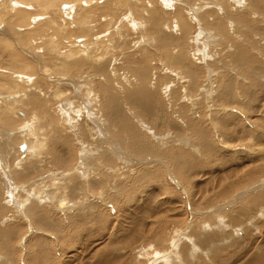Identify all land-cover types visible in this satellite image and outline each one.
Returning <instances> with one entry per match:
<instances>
[{"label":"bare ground","instance_id":"obj_1","mask_svg":"<svg viewBox=\"0 0 264 264\" xmlns=\"http://www.w3.org/2000/svg\"><path fill=\"white\" fill-rule=\"evenodd\" d=\"M149 1L150 0H141L142 3L139 4V3L132 1V0H0V27L7 26L8 28H10L9 31L12 30L14 32V35L16 36L15 38L18 41V43H20V45H22L24 48L32 46L33 48H36L37 51L39 50V48H38L39 45L41 46L40 48L44 47L43 49L45 50L44 51L45 56H46L47 51H49V53L51 52L52 56L49 54V56H51V57H49L48 55L46 57L52 58L49 60L51 63L54 64V68H58L59 66H61L63 68L68 69V67L72 66V67H77L78 68L77 70H80L79 67H87V69L88 68L91 69V70L90 69H88V70L92 71L91 72V73H93L92 75H95V77L98 76V78L101 77L102 81L100 83L98 82L99 81L98 79H95V80H98L96 83L97 84L99 83V84L96 85V87L95 86L92 87V89L94 88V90L92 91V94H96L101 99L100 100L101 102L100 101L99 102L102 103V105H101L102 110L103 109H104L103 111L106 110L105 119H104L106 121H104V122L103 121H101V122L96 121V123L100 124V125L103 124L104 127H102V125H101V127H99V130H100V132L102 131L103 136L107 137V135H108L109 139H111V138L113 140L117 139L119 132H124L125 134H123L122 137L121 136L119 137V143L113 141L114 146L117 148V150L115 149L114 146L112 147V149H114V151H117L118 155L120 157H118V156L112 157V153H114V151H110L106 147L102 146L101 142H103V140H100L97 142L95 141V144H97L98 147L101 146L102 149L105 148V150H106V151H101L99 149V151H101V152L96 157L98 158V160H101L102 162H104V167H105V164H108L109 166H111V165L114 166V171H117V173L114 174V176H119L120 174H122V176H124L123 175L124 171H126V175L129 176V175H132L134 173V170H136L134 173L136 175H133V176H135L133 178L134 180H136L135 183L133 182L134 180L132 179L131 176H130V178L132 179V181L127 176L128 180H130L129 182L127 179L125 181L122 179L124 182L120 183L118 181L120 185H118V184L116 185V192H117L116 194L117 195L120 194L121 196H123V198H121V197L118 198V196L116 195V196L106 197L108 199L104 200L107 202L110 201L111 204L117 203V201L120 203H123V204L124 203L125 204L126 203H132L129 207V210L126 208L120 210V220L125 222L123 224V226H122V224L120 226L115 225V224L112 225V222L108 221V217L110 216L109 214L111 212H109V210L103 211L106 209V207L103 203H101V202H104L102 200L103 193H101L102 192L101 188L97 189V193L95 192L96 198L95 199L93 198L94 201L91 202L89 200L87 202H83L82 206L80 204V206H81L80 208H78L76 206L70 207V204L72 203V199H71L70 204H68L69 198L64 193V189H59V190H61V192L58 191L56 193H51L52 197H54L58 193V195L56 196V198H57L56 199V206H53L51 204L49 206L47 204L40 206L42 204V201H44V197L46 199H48V196L50 194L49 190L53 191V190H55L56 187L59 188V183H60L59 180L53 181V182H51V186H53V187L52 188L49 187L50 189L46 188L48 185L47 186L45 185L46 186L45 187L44 186L45 183L42 184L41 181L43 180L42 178L48 179L49 173L45 174L43 177L42 176L40 177V174H42L45 170H47V168H49V165H51V166H54V164H61L62 165L69 160L70 156L67 152V148L70 146V144H72L71 140L73 137H75L78 141V135L77 134H79V133H77L76 130L71 131L70 130L71 128L67 129V125L64 126L69 121L68 117L72 114L69 112V110L66 112V110L64 108H62V110H61L62 115H59L58 114L59 112H57L56 109L54 108V104L49 106L50 101H47L48 97L46 96L47 94H45L47 91L46 90L47 88H45L42 85V83H43L42 80H43V77L46 75L51 76L49 73V68L51 66L43 65V62L39 61L40 59L37 60V62H35V61L29 60V59L25 58L23 55H21V53L19 52V48L20 49H23V48L20 45H18V47H17V44H15V42L13 41V39L15 40V38L12 37L13 39H10L8 37H0V127H2L3 132H4V129L5 130L8 129V131L9 130H17V133H19L18 135H24L25 136L26 134H32V133L34 134V136H33L34 145L33 146H31V144L29 145V143H28L29 139L27 142V141H23L24 139L21 138L23 136H21L20 138L16 135L14 136V138L18 137L20 140L22 139V141H23L22 144L24 146L22 145V154H20V155H21V159H24L25 164H23V165L24 166L26 165L25 168L22 169V171H19L18 169H17V171H15V179L18 180L19 182H22V184H23V182L28 181V180H29V182H31V178H33V177H34V181H33L32 185L29 183L30 186H28L27 189H24V187L22 188L21 186H16V188L21 187V188L17 189L18 192L16 193L17 195H16V198L14 199V202H15L14 206L17 207L18 209L17 208L15 209V207H14L13 213H11L10 215L8 214L9 216L7 215L9 218H6V219L4 218L5 222L2 224L0 223V264H13V262L18 261V260H19L18 264H28V262H27V256H28L27 246H30L33 249V252L31 254H29V262L31 264H49L50 262L55 261V256H54L51 249L50 250L47 249L48 242L46 239V235L48 232L61 234L62 236H57V237L55 236V239L57 241L67 242L70 240V242L72 241V243H73V241H76V242L80 243V245L83 246L86 250H89V246L91 245V242L94 240L96 242H98L100 240L102 241L104 236H105V230L110 231L112 227H113L112 229H114V227H115L118 230L115 232V234H112L110 232L107 234V237L110 240V243L104 242V246H102L103 244L100 243V244H97V246H99V247H97V249H95V250L92 249L93 252L91 253L92 255H90V258L92 256V258L95 260L93 264H100L101 262H104L103 264H154V260L152 259V256L155 255L156 252L162 253V255L160 256L161 262H157L158 264H174L175 259H174V257H171V256H173V255L176 256V254L178 252L176 253L175 250L172 249V251H174V253H173V255H171V253H170L171 256L169 258L168 255L165 253L167 251L168 247H164V246L162 247L163 237L161 240H156V241L154 240V232H155V229H157V226H155V223H154V225L151 224L150 226L146 225V224H148L146 222V220L150 219L152 217V215H155V217H156L157 213H158L157 211H159V209L162 208V204H160L158 202L156 203V200L153 199V194H155L154 189L157 188L160 190L163 188V186L160 184V182L163 183V181L161 179V176H158L157 173L152 174L154 170L150 171V169H149L150 167L147 166V165H149L148 163H150L151 159L149 160V162H145L146 164L143 163V164H145V166L137 163L139 168L137 167V169H135L136 165L134 166L132 164V162H133L132 159H134V158L136 160L138 158H140V159L143 158L144 160H146L149 158H157V157H161L163 159H166L168 164L170 165L169 169L171 168L173 174L178 179H180L181 181L182 180L184 181L183 184L185 186H188L189 188H191L189 190L190 192L192 189L197 188V187H195L194 179H196L195 177L199 174V171L202 169V166L204 165V160H201V159L198 160L197 158H195L196 156L194 157L191 154H189L190 153L189 150L193 147H198L197 149L199 150V153L203 156L204 159L208 160V162H212V164H213V162H217V165L215 164L214 167H212L213 169H209L210 171L207 173L209 179H211V181H212L211 183L214 184V182H215V186L213 188L210 187V185H209L210 181L209 182L207 181V184L209 186L208 189L205 188L203 190L202 187L201 188L198 187L197 190L194 189V190H196V192L192 193V194H194L193 197H195V195L197 196L198 194H200V196H197V197H199V199L196 198V200L193 202V208H197V209L198 208H200V209L209 208L214 204L213 202L216 201L215 199L218 196H223L222 199L228 198L229 195L234 190L239 189L243 186L253 185V184L258 182L259 178L264 177V148L261 151L259 150L260 152H258V154H257L258 156L254 158L255 160H253V159L249 160L248 159L249 162H251V164L243 165V166L241 165L242 163H238V165H236V164L233 165V163L236 160H232L230 158H227L223 154H221V150L219 149V146H221V145L226 146V143L229 144L228 138L233 140V142H236L235 140H237L240 136V133H239V135H237L232 131V129H233L232 127H231L232 129L229 128L230 131L227 130L228 128L227 129L225 128L226 124L229 121H231V118H232L231 114L228 116L230 119L227 117L219 119V123L221 122L223 124V126H221L222 128L217 127V126H215V127H217L218 129L221 128L223 131L221 130L222 131L221 132L220 130H218V132L220 131L221 133L219 132L220 134H218V136L216 138H214L210 132L211 127L213 125L211 127L209 126V124L205 125L206 121H204V119L202 117H199V118H201L200 120L194 119L195 121L192 120V117H191V119L187 118L188 120L185 121L186 122V124L184 126L185 129H183V130H184V132H187L186 134L189 133L190 136H188V137L190 138L189 139L190 143L188 142V144L185 147H183V150H181L182 147L180 148V150L171 148V146H170V148H167L169 146V143H167L166 147L163 148L164 150L160 149V147H158V142L162 143L163 140L162 139H159V140L154 139L155 138V136H153L154 134L151 133L152 135H150L149 132H146V130H148V128L160 129V128L166 127V129H167L168 125H170V127H172V128H170V127H168V128H169V130L173 129L174 134H175V131L177 133L183 132V131H181V128H180L181 125L180 126L172 125L173 123H170L172 120L168 121V119H166L167 116H168V118L170 116L168 113L171 112V115H172V111L170 109L172 106L169 108L168 104L166 103V101L164 99V95H162V92L158 90L155 93H151V91H154V89L151 91H148L150 86H151L150 81H152L154 79V78H151V76L149 78L147 77L148 71L147 70H138L139 64L135 63L136 61L133 58H129V60H126L127 57L126 58L124 57L126 60L125 63L127 61L130 62V66H131L130 68L132 70H121L119 68L118 62L116 61V59L118 57V55L116 57V54L122 50L121 48H123V45L125 44V42H124L125 41L124 40L125 34L122 33V29L124 27L123 21H126V22L134 21L133 18L131 17L132 14L134 16H136V20L139 19L141 16H143L142 18L148 22H155V21L160 20V18H162V19L169 18V17L165 16L160 11L162 9V7L158 6L157 0H152L153 3H149ZM175 1H177V0H175ZM183 1H185V0H183ZM183 1L179 0V2H182V3H183ZM187 1H189V0H186V2ZM192 1H196V0H192ZM192 1H190L191 4H194L195 2L192 3ZM219 1L221 2L222 0H219ZM197 2H199V0ZM204 2H206V1H204ZM222 3H223L222 4L223 7H228L225 0L222 1ZM239 3H241V0ZM149 4L152 5L153 8L148 6ZM184 4H185V2H184ZM206 4H205V6L209 5V4L208 5H206ZM176 5H177V3H176ZM178 5H179V3H178ZM187 5L189 6V8H191L189 5V2ZM215 5H217V4H215ZM245 5H249L251 10L255 9V11H256V9H258V8L260 9V7H261V9H262V7L264 8V0H249V4H244V6ZM183 7H184V5H183ZM232 7H234V6H232ZM243 7H242V9H243ZM145 9H147V11H144ZM173 9H175V8H173ZM199 9H198V11H199ZM186 11L187 10H185V8L183 9L180 5V7L176 9V13H175V15L178 18H174V19H176L178 21L177 23H179L180 26H184L185 28L187 27L186 29H188V27L190 25H188L189 22H187L188 17L185 14ZM216 11L217 10L210 11L208 13V15H207V12H208L207 11L206 16H204L205 18H203V16L202 17L200 16L201 18H203V20L202 21L200 20V22L202 23V25L204 24L207 26H211L213 28H217L219 33H220V36L223 37V39L225 41L229 40V42H232L230 40V35L233 34V32L231 34H229L228 29L223 26L224 20L222 19V16L220 14H218ZM202 12H203V10H202ZM239 12L241 13V11H239ZM243 12H242V14H243ZM248 12H249V10H248ZM248 12H245L243 15H239V16H236V15L228 12V17L230 19L229 21H235V23H236V21L242 22V25L240 27L245 26V30L242 31L240 27L236 28L239 35H242V38H240V40L237 43H236V41L232 42V46H231L232 50H231V54H230L231 56L229 55L230 56L229 57L227 55L228 56L227 61L232 63V64H235L234 66L240 65L241 66L240 67L241 72H245V74L246 73L248 74V72L253 71V72L257 73V76H258V74H264V69L256 66L257 61L255 58H253L251 56L250 47L259 49L258 42H254V41H252V39L258 40L259 42H260V40H264V25H262V19L260 18V16H259V19H257V20L255 19V20L251 21L248 17ZM262 12H264L263 9H262ZM188 13H190V12L188 11L187 14ZM249 13H251V12H249ZM201 14H203V13H201ZM127 15H129V16H127ZM194 15H195V13H194ZM250 15L252 16V13ZM196 16L197 15H195V17ZM208 16H214L215 20L212 18L214 20L213 21L214 23L212 21L208 20ZM200 17L197 16V18H200ZM253 17H254V15H253ZM174 23H175V21H174ZM232 23H234V22H232ZM137 24H138V22H137ZM147 24H149V23H147ZM230 24L231 23H229V25ZM132 25H134V24H132ZM233 25H235V24H233ZM233 25H232V27H233ZM190 27H192V25ZM8 28L5 30H3L4 28L3 29L1 28V29L4 33V31H6V30H7L6 32H9ZM205 28H207V27H205ZM24 30H28V32H26V31L24 32ZM234 30H232V31H234ZM187 31L190 32L189 30H187ZM164 32H165V29H164ZM178 32H177V34H178ZM10 33H12V32H10ZM155 33H156L155 35H157V37H158L157 39H159L158 41L161 42L163 47H164L166 42H167V45L173 44V41L170 39L167 40V38L164 35H163L164 37H161V32L159 31L158 27L156 28ZM170 33H172V32H170ZM254 34H256V35H254ZM252 35L258 36V38L255 39ZM118 36L122 37L121 42L115 41ZM167 37H169V36H167ZM231 38H232V36H231ZM150 39H147V40H150ZM23 40H26V43L30 46H27V44L25 45ZM141 40H143V39H141ZM222 41L223 40L221 39L220 42H222ZM248 44L250 47L248 46ZM260 44H261L260 48L264 49V42H262ZM203 45H204V43H203ZM198 48H200V47H198ZM119 49H121V50H119ZM178 50L179 51L176 54H177V56L179 54L178 61L181 64V76L185 77L186 75H188L191 79H194V80H192L193 82H198L199 81L198 78H200V76H201V75L197 74L198 68H196L197 70L195 69V67L198 65V61H193L195 63V67L191 68V66H192L191 63L189 64L187 62V64H186L187 57L184 54L183 55L185 57H183V55H182L183 52H181L182 49L178 48ZM199 50H201V48ZM204 50L206 51V49H204ZM44 52H43V55H44ZM109 52L110 53L112 52L114 54V58H109V56H108L109 59L107 57L105 59V56H107ZM191 52H193V51H191ZM256 52H258V51H256ZM124 53L125 52L123 50L120 52V54H122V57H123V55H125ZM215 53H217V52H215ZM229 53H227V54H229ZM135 54H136V51H134L130 55V57H134ZM263 54H264V51H263ZM38 55H39V53H38ZM41 55H42V53H41ZM171 55L173 56V59L168 62L169 65L171 64V62H173L175 60L174 55L173 54H171ZM45 56H43V57H45ZM111 56L113 57V55H111ZM199 56H200V54H199ZM194 58L199 59V57H197V56ZM224 59H226V58H224ZM46 60L49 62L48 59H46ZM51 63H50V65H51ZM206 63H207L206 67H209V65H212L209 63H213V62L209 61V63L208 62H206ZM215 63H217V62H215ZM215 63H213L212 67H215ZM116 64H118V66ZM120 64H122V63L120 62ZM161 64H163V63H161ZM109 65H111V68H110L111 70L109 69V67H110ZM218 65H219V63H218ZM209 68H210V70L212 69L211 67H209ZM70 70H73V68ZM165 70H168V69H165ZM201 70H202V68H201ZM215 70H217V66H216ZM215 70H212V71L215 72ZM39 71L44 76H40ZM85 71H83V72H85ZM74 73H75V71H74ZM91 73H89L88 75H90ZM156 73L157 72L155 71V74ZM229 73L225 74V72H224V74H222V75L219 74V72H218L219 75L217 74V72L212 73L213 75L215 74L216 77L218 78V79L216 78L217 79L216 81H213L211 79L213 81V86H214V83L216 82L215 89L217 90L216 94L212 93V96H213V94L215 95V98L212 97V98H214L213 101L216 103H219L220 105H224V106H234L235 104L237 105L238 102L234 97H235V91H236L235 89L238 88L237 92L240 93L241 95H243V97L246 100L245 102L240 103L241 107H244L247 109L252 107L251 101L254 100V92L252 90L248 89L250 87L248 85V83L250 85H253V84L257 83V80L253 79L252 76L250 77L248 75V77H247V75L245 76L241 73L243 76H245V79L250 78V80H249V82H247V84L241 83L240 85H238V87L237 86L235 87V85H236L235 81H234L235 79H234V77H232V75H229ZM128 74L130 75L129 78L126 77ZM173 74H175V73H173ZM249 74H251V73H249ZM92 75H91V77H94ZM174 76L177 77V75H174ZM197 76H199V77L197 78ZM91 77H90V80L93 79V78L91 79ZM51 78H52V76H51ZM166 78H167V76H166ZM184 80L185 79H183V81ZM39 81H42V82H39ZM88 81H89V79H88ZM192 81L190 82V80H189V83H192ZM166 82H168V81L163 80L162 78H159V80H158V84L159 85L163 84L162 86H165ZM201 82L202 81H200V83ZM169 83H171V82H169ZM202 83H204V82H202ZM83 84H84V82H83ZM120 84L123 85V88H124L123 91L119 87ZM172 84H174V83H172ZM197 84L199 85V82ZM86 85H89V84H86ZM139 85H142L143 87H139V89H138ZM152 85H153V83H152ZM206 85L209 86V84H206ZM243 85H246V86H243ZM155 86H154V88H155ZM168 86H169V84H168ZM168 86H167L166 90L169 89ZM177 86H179V84H177ZM190 86H191V84H190ZM208 86H207V88H208ZM211 86H212V84H211ZM151 87H153V86H151ZM180 87H179V89L184 88V86H183V88H180ZM194 87H196V85ZM204 87L206 90L207 89L206 86H204ZM177 88L178 87H176V89ZM87 89H88V87H87ZM90 89L91 88H89V90ZM173 89L174 88H172V90H169V91L172 92ZM187 89H189V87ZM187 89L185 88V90H187ZM215 89H214V91H215ZM209 90L205 91V92L207 93V92H209ZM67 91L68 90H61L60 88H54L52 90V94H51L53 97L52 96L51 97L54 99V101H57V103H58V100H60V99L62 100V98H65L66 96L70 95V92H67ZM81 91H83V90H81ZM169 91H166V92H169ZM149 92L151 94H149ZM174 92H176V91H174ZM66 93H68V94H66ZM180 93H181V91H180ZM184 93H186V95H188L187 91L186 92L184 91ZM192 93H194V95L197 94V92H194V90ZM86 94H88L87 96L90 97L88 90H86ZM163 94H165V93H163ZM170 94L173 96L172 93H170ZM78 95H80V94H78ZM169 95H166V97ZM194 95H193V97H194ZM206 96H208V95H206ZM92 97H93V95H92ZM187 97H189V95ZM195 97H196V95H195ZM200 97H202V96H200ZM52 98L49 97L48 99H52ZM169 98H171V97L169 96ZM180 98H176V100L180 99ZM72 100H75V99H72ZM174 100H175V98H174ZM194 101H196V100H194ZM195 103H197V104H194V103H192V104L199 105L198 102H195ZM199 103H200V100H199ZM180 105L179 106L176 105V107L177 106L179 107V108H177V109H179V111L181 108ZM185 105H186V102L183 106H185ZM188 105H190V104H188ZM224 106H223V108H224ZM187 107H189V106H187ZM76 108H78V107H76ZM189 108H191V107H189ZM217 108H219V107H217ZM129 109H131L132 112H129ZM192 109H193V107H192ZM192 109L190 111L192 114H194L193 112L196 111V107H195V111ZM200 109L201 108H199V110ZM34 110L36 112H38V115H37L38 117L36 120H35V117L32 115ZM183 110L185 111L186 108L185 109L182 108V111ZM179 111H178V113H179ZM188 111L189 110L187 109V113H188ZM22 112H24V113H22ZM174 112L176 113V111H174ZM200 112H201V110H200ZM200 112H199V114H200ZM19 113L23 114L22 118H18ZM69 113H70V115H69ZM179 114L186 115L185 112L179 113ZM201 114H202V112H201ZM58 115L61 117H59ZM72 116L73 115L70 116L71 119H72ZM74 116H73V118L75 119ZM172 116H171V118L173 119L174 116L173 117ZM187 116H188V114H187ZM200 116H202V115H200ZM212 117H213V114H212ZM214 117H215V115H214ZM214 117H213V119L215 121V118H217V116L215 118ZM84 118H85V116H84ZM255 118H256V121L253 119L254 121H252V125L254 128V133H256V135L258 137L257 138L258 139L257 144L260 145L259 147H261V145L264 147V111L260 112L258 110L256 115H255ZM29 119H31V120H29ZM76 119H78V118L76 117ZM87 120H89V119H87ZM133 120H135V122H133ZM182 120L184 121L185 119L182 117ZM205 120H207V118H205ZM36 121H37V123L33 124V122H36ZM86 121L81 124V120H80V123H78V125L79 124H81V125L79 127L76 126L79 128V132H80L81 136L85 139V141L87 139L95 136V129L91 126L92 125L91 123H88ZM24 123H26V125H24L23 127H19V126H21L20 124H24ZM176 123H178V122H175L174 124H176ZM178 124H180V123H178ZM243 124L245 125L244 131H246L247 125L245 122H243ZM108 127H113L112 128L113 132L110 133L109 130L107 129ZM223 128H225L226 131H224ZM161 130H163V129H161ZM8 131L4 133V135L6 133H7L6 135H9L8 137L5 135L6 138H9L11 135V134H8ZM107 131L111 136L107 133ZM30 132H32V133H30ZM184 132H183V134H184ZM10 133H12V131H10ZM13 134H14V132H13ZM44 135H45V137L43 138ZM178 136L181 137L180 134ZM179 137L176 136V138H179ZM182 137H183V135H182ZM224 137H226L228 142H226ZM172 139H174V138H172ZM18 140H16V141H18ZM253 140H254V138H253ZM165 142H167V141H165ZM78 143H79V145H83V144H80V142H78ZM173 143H174V141H173ZM190 144H191V146H190ZM88 145H89V143H88ZM178 145H180V144H178ZM120 146L122 148H120ZM94 147H95V145L93 144L92 150L94 149ZM123 148H125L127 150L125 153L120 152L121 150H123ZM51 149H53V152L50 151ZM86 149L84 148L83 151L80 150L81 155H79V153L77 152V154L79 156H78L77 161H76L77 162L76 166L81 167L84 170L82 172L87 171L86 167L89 164L92 165V158L91 157H93V158L95 157V155H93V152L91 153V151L88 150V149H91L90 146H88ZM73 151H75V150H73ZM195 151H196V149H195ZM107 152H109V154ZM31 153H33L32 155H35V156L32 158L29 157L28 161H27L26 159L29 156V154H31ZM70 155H71V153H70ZM125 156H127V157H125ZM96 159H94V160H96ZM69 161H71V159ZM231 162H233V163H231ZM69 163H71V162H69ZM23 165L21 167H23ZM139 165H141V166H139ZM4 166L6 168L7 164H4ZM70 166H72V165H70ZM124 167H125V170H124ZM68 169H66V170H68ZM77 169H78V167H77ZM98 169H100V168H98ZM109 170H110L109 175H110L111 179L119 180L120 176L118 177V179H116L111 174L112 173L111 168ZM171 170H170V172H171ZM72 171H73V168H72ZM78 171H79V169H78ZM67 172L69 173L70 171L68 170ZM67 172H64V173L58 172V173L53 174V175H57V174L59 175L60 174L59 176H61L63 178V180H67V179L80 180L81 176L79 177V175L71 173V172L69 174H67ZM102 173L105 174L106 170H103ZM213 173H215V174L212 175ZM88 174L89 173L86 172V175L84 174L83 177H86L85 180L88 179L87 181H88L90 187H92L94 185V183H96V178H91L93 175L88 176ZM101 174L100 175L98 174V176L101 177ZM103 174H102V177L105 178L107 173L105 176H103ZM207 174H206V176H207ZM50 176H52V175L50 174ZM53 177H51V178H53ZM61 177H60V179H61ZM95 177H96V175H95ZM8 179H9V177H8ZM39 179H41L40 182H39ZM82 179H84V178H82ZM20 180H23V181H20ZM48 180H50V179H48ZM6 181H7L6 176L4 174L0 173V187L3 186V184L5 185ZM240 182H242V183H240ZM82 183H86V181L82 182ZM128 183L129 184L134 183V184L140 185L138 190H142V193L144 194V198H145V200L143 201L144 204H141L139 206V203H137L138 200H136V203H133L134 202L133 199H135V198H131V196H125V194L129 191L127 188L129 185ZM22 184H20V185H22ZM110 184H113L112 181L110 182ZM222 184H223V186H222ZM83 185L81 186V188L80 187H77V188L75 187V188L77 190H83L84 189ZM125 185L127 187H125ZM131 186L134 187V185H131ZM62 187H64V186L62 185ZM263 187H264V185H263ZM112 188H113V186H112ZM4 189H5V187H4ZM20 189L21 190L23 189L25 192L24 191L21 192ZM249 189H248V191H250ZM146 190H147V192H146ZM12 191H15V190H12ZM26 191H30V193H32V194L34 193V194L33 195L28 194ZM7 192H8V190H7ZM87 193H88V190H86L84 192L83 197L85 195H87ZM113 193H115V192H113ZM9 195H11V194H9ZM243 195H245V193H243ZM3 197L1 198V200H4ZM239 197H241V195H239ZM86 198L87 197H84V199H86ZM116 198H117V201H116ZM81 199L84 200L80 196H75L73 201L75 200L74 202L77 201V203L78 202L80 203ZM235 200H238V199H235ZM235 200H233V201H235ZM6 201H8V200H6ZM241 201H243V200H241ZM0 203H1V201H0ZM4 203L2 202L0 204V209L5 210L6 204H4ZM77 203H75V204H77ZM237 203H240V201H238ZM241 204H242V202H241ZM243 204H244V202H243ZM101 205H104L105 209L102 208ZM228 207H226V208H228ZM262 208L264 210V190L259 192L257 195L251 194V197L247 198L244 205H240L237 208H235L234 210L230 211L228 214H225V213L224 214L227 215V218L230 217L232 220L238 221L240 219V217L241 218L242 217H251V215L255 214L256 211H258ZM222 209H225V208H222ZM164 211H166V212L168 211L171 213L170 208H167ZM2 212L0 211V213H2ZM138 213H140V215H138ZM170 213H167L166 215H169ZM3 214H4V212H3ZM23 214H24V216L25 215L27 216V218L26 217L25 218L34 227V228L32 227L34 230H32L31 227L30 228L28 227V229L25 231H28L31 229L32 231H34V233L31 232L32 235L30 234L31 235L30 239L28 238V236H29V234H28L27 239H29V240L24 241L23 245H19V244L16 245L19 234L17 236L11 227L16 226L17 223L20 222L19 219L24 220ZM261 215H263V214H261ZM170 216H172V215H170ZM214 216H215V214H214ZM237 217H239V218H237ZM1 218L2 217H0V220H1ZM251 218H253V217H251ZM261 218H262V216H261ZM7 219H8V221H7ZM202 219H204V217ZM205 219H207V217ZM214 219H215V217H214ZM22 220H21V222H22ZM25 220H24V222H25ZM201 220H199V221H201ZM254 220H255V218H254ZM214 221H213V219H207L204 222H201V224H198L196 221L195 224H198V225H195L193 223L189 227L190 230L188 228H186L184 230L185 236H183V237L186 238L187 241L185 243H183L177 250L180 251L179 253L182 252V255L184 257L189 258L188 261L186 260L187 258H185V260L188 262L187 264H207L208 262L207 263L205 262V260L203 259V255L205 253H208L210 251V249H213L211 251V255H210V259L212 262L217 263V264H228V263H225L223 261L224 258L221 257L222 256L221 252H219V250H217L215 243L223 240L224 238L228 240L231 237L232 232L237 233L236 235L238 236L240 233V229H238V230L236 229L235 231H232L229 229L230 231H228V233L224 232L225 234H222L223 231L219 230V228L222 226H226V225H221V224H224V222L220 224V222H222V221H220L218 223L220 225L217 227V226H215V224H213ZM234 221H231V222H234ZM29 222L27 224H29ZM170 222H169V224H171ZM239 222L240 221H238V223ZM24 224H26V222ZM77 224H78V226H77ZM229 224L227 226H229ZM242 224H244V223H242ZM262 224H263L262 221H260L257 224V226H254V228H252V230L257 232V230L261 228ZM21 225H23V224H21ZM130 225L134 228L133 230L131 229L132 227H128ZM216 225H217V222H216ZM26 226H23V227L27 228ZM183 226L184 225L179 226L180 228H177L178 231H180ZM234 226H235V224H234ZM248 226L250 227L249 224H248ZM80 227H81V233L77 234L75 237L69 238L70 232H71V234H73L72 232H74V230L76 228H80ZM251 227H252V225H251ZM247 228H245V230L243 228H241V229L243 231H246ZM17 231H19V229ZM20 231H22V230H20ZM30 231H28V232L30 233ZM217 233H220V235ZM248 234H250V233H248ZM24 236H26V234ZM255 236H257V235H255ZM165 237H164L165 240L168 239L167 233H165ZM259 237L256 238L259 241L253 242L250 246H248L246 248V250H243V252H242V249H239L241 247L240 243H237V245L233 249L227 248L225 250L227 252V254L235 253L234 258L231 261V264H264V233L261 235L260 238ZM24 240H25V237H24ZM33 240H35V241H33ZM79 240H80V242H79ZM166 246H169V245H166ZM173 247H174V245H173ZM236 247L238 248L239 251L236 250ZM74 248H76V247H74ZM84 248H82V249L84 250ZM155 248L157 249L156 252H155ZM54 250H55V248H54ZM221 250H223V248H221ZM19 251L22 252L23 261H22V259H20L21 256L19 258V255H18V253H20ZM131 251H135V252L130 253ZM81 252H82L81 249H80V251L77 249L75 250L76 255L79 253L82 254ZM115 252H119L120 254L118 256L114 255ZM61 253H63V254L65 253L63 247L61 249ZM70 253H72V252H70ZM129 254H131L132 256L131 255L129 256ZM73 255H75V254H73ZM180 256H181V254H180ZM84 257H85V254H84ZM180 258H182V257H180ZM72 259H77V256L73 257ZM176 260H178V258ZM183 262L186 263L184 260L182 261V263Z\"/></svg>","mask_w":264,"mask_h":264},{"label":"rangeland","instance_id":"obj_2","mask_svg":"<svg viewBox=\"0 0 264 264\" xmlns=\"http://www.w3.org/2000/svg\"><path fill=\"white\" fill-rule=\"evenodd\" d=\"M132 1H135V2H137V3H139V4H141L142 2H141V0H132ZM183 1V0H182ZM190 1H192V0H189V1H187L186 2V0L185 1H183V3L182 2H179V0H177V1H173V0H157V3H158V6H161L162 7V9L160 10L165 16H167V17H169V18H165V19H162V18H160V20H158V21H155V22H148V21H146V20H144L142 17L143 16H141L139 19H137L136 20V16H134L133 14H132V18H133V20L134 21H132V22H126V21H123L124 23H123V25H124V27H123V29H122V33L123 34H125V38H124V42H125V44L123 45V48H121L125 53V55H123V57H122V54H120V52L122 51L121 49H119V50H121L119 53H115L116 54V57H117V55H118V57H117V59H116V61L118 62V64H119V68L121 69V70H132L130 67V62L129 61H127L126 63H125V61L126 60H129V58H133V59H135V63H138L139 64V66H138V70H147L148 71V75H147V77L149 78L150 76H151V78H154L152 81H150V84H151V86H153V87H151L150 85V88H149V90L148 91H151V90H153L154 89V91H151V93H155L156 91H161L162 92V95H164V99H165V101H166V103L168 104V106H169V108L171 109V111H172V115L174 116H172L171 115V112L170 113H168L170 116H169V118H168V116L166 117V119H168V121L169 120H174L173 122L171 121L170 123H173L172 125H175V126H180L181 125V131H183L184 132V130L183 129H185L184 128V126H185V124H186V122L185 121H187L188 119H191V117H192V120H200L201 118H199V117H202L203 119H204V121H206V123H205V125L206 124H209V126L211 127L212 125L214 126H212L211 127V130H210V132H211V135L214 137V138H216L217 136H218V134H220L223 130L221 129L222 127L221 126H223V124L220 122L219 123V119L220 118H224V117H227V118H229L228 116L231 114L232 115V118H231V121H229L227 124H226V126H225V128L228 130V131H230V129H232V131L235 133V134H237V135H239V133H240V136H239V138L237 139V140H235L236 142H233V140H231V139H229L228 138V140H229V142L227 141V139H226V137H224L225 138V140H226V142H228L229 144H227L226 143V146H223V145H221V146H219V149L221 150V154H223L224 156H226L227 158H230V159H232V160H236L234 163L233 162H231V163H233V165H238V163H242L241 165L243 166V165H249V164H251V162H249V160L250 159H253V160H255L254 158L255 157H257L258 155V152H260L264 147L261 145V147H259L260 145H258L257 144V141H258V137H257V135H256V133H254V128H253V125H252V121H256V118H255V115H256V113H257V111L259 110L260 112L262 111H264V74H258V76H257V73H255V72H253V71H251V72H248V74L246 73L245 74V72H241V70H240V65H236V66H234L235 64H232V63H230V62H228L227 61V57L231 54V50H232V42H235L236 41V43L240 40V38H242V35H239V33H238V31H237V29L236 28H238V27H240L241 25H242V22H237L236 21V23H235V21H229L230 19H229V17H228V12L229 13H232V14H234V15H236V16H239V15H243L245 12H248V10H249V12H251L252 13V16L250 15L251 13H249L248 12V17H249V19L251 20V21H253V20H257V19H259V16H260V18L262 19V25H264V12H262V9L264 10V8L262 7V9H261V7H260V9L258 10V9H256V11H255V9H253V10H251L250 9V7H249V5H245L244 6V4H249V0H241V3H239L240 2V0H225L226 1V3H227V5H228V7H223V3H222V1H224V0H222L221 2L219 1V0H204V1H206V2H204L203 0H199V2H197L198 0H196V1H192V3H194V4H191V2ZM212 1V2H211ZM220 3H219V2ZM228 1V2H227ZM231 1V2H230ZM234 1V2H233ZM239 1V2H238ZM184 2H185V4H184ZM188 2H189V5H190V7L191 8H189V6L187 5L188 4ZM202 2V3H201ZM233 2V3H232ZM149 3H153L152 2V0H150L149 1ZM169 3V4H168ZM173 3V4H172ZM176 3H177V5H176ZM178 3H179V5H178ZM182 3V4H181ZM187 3V4H186ZM204 3V4H203ZM207 3V4H206ZM175 4V5H174ZM205 4L206 5H208V6H205ZM215 4H217V5H215ZM235 4V5H234ZM238 4V5H237ZM180 5H181V7L184 9L185 8V10H187L186 12H185V14H186V16L188 17V21L187 22H189L188 23V25H192V27H188V29H186L184 26H180V24L179 23H177L178 21L176 20V19H174V18H178L176 15H175V13H176V9L177 8H179L180 7ZM183 5H184V7H183ZM186 5V6H185ZM203 7H202V6ZM215 5V6H214ZM148 6H150L151 8H153V6L152 5H148ZM176 6V7H175ZM232 6H234V7H232ZM245 8H244V7ZM188 9H187V8ZM215 9H214V8ZM242 7H243V9H242ZM173 8H175V9H173ZM200 8V9H199ZM206 8V9H205ZM219 8V9H218ZM228 8V9H227ZM168 9V10H167ZM198 9H199V11H198ZM205 9V10H204ZM227 9V10H226ZM236 9V10H235ZM246 9V10H245ZM170 10V11H169ZM193 10V11H192ZM202 10H203V12H202ZM215 10H217L216 12L218 13V14H220L221 16H222V19L224 20V23H223V26L224 27H226L227 29H228V31H229V34H231L232 32H233V34H231L230 35V40L232 41V42H229V40L228 41H225L224 39H223V37H221L220 36V33H219V31H218V29L217 28H213V27H211V26H207V25H202V23L200 22V20L202 21L203 20V18H205L204 16H206V12H207V15H208V13L210 12V11H215ZM233 10V11H232ZM144 11H147V9H145ZM190 12V13H188L187 14V12ZM197 11V12H196ZM226 11V12H225ZM232 11V12H231ZM239 11H241V13L239 12ZM244 11V12H243ZM253 11V12H252ZM169 12V13H168ZM173 12V13H172ZM193 12V13H192ZM203 13V14H201V13ZM224 12V13H223ZM242 12H243V14H242ZM194 13H195V15H197L198 17H202L203 16V18H197V16L195 17V15H194ZM200 13V14H199ZM237 13V14H236ZM261 13V14H260ZM190 14V15H189ZM194 16H192V15ZM226 14V15H225ZM250 15V16H249ZM253 15H254V17H253ZM257 15V16H256ZM262 15V16H261ZM127 16H129V15H127ZM190 17V18H189ZM171 18V19H170ZM215 20V18H214V16H208V20L209 21H214L213 19ZM71 19V18H70ZM197 19V20H196ZM199 19V20H198ZM174 21H175V23H174ZM198 21V22H197ZM229 21V22H228ZM135 22V23H134ZM137 22H138V24H137ZM146 22V23H145ZM192 22V23H191ZM232 22H234V23H232ZM147 23H149V24H147ZM169 23V24H168ZM196 23V24H195ZM199 23V24H198ZM201 23V24H200ZM214 23V22H213ZM229 23H231L232 25L233 24H235V25H233V27H232V25L230 24L229 25ZM132 24H134V25H132ZM179 24V25H178ZM239 24V25H238ZM144 25V26H143ZM201 25V26H200ZM136 26V27H135ZM172 26V27H171ZM230 26V27H229ZM6 27V28H5ZM132 29H131V28ZM158 27V29H159V31L161 32V37H166L167 38V40L168 39H170V40H172L173 41V44H170V45H167V42L165 43V45H164V47H163V45L161 44V42L160 41H158L159 39H157L158 37H157V35H155L156 33H155V30H156V28ZM170 27V28H169ZM183 27V28H182ZM205 27H207V28H205ZM232 27V28H231ZM235 27V28H234ZM3 30H5V29H7L8 27L7 26H2V27H0V37H8V38H10V39H13V38H15L16 36L14 35V32L12 31V30H10L9 31V29L10 28H8V31L9 32H6V31H4V33H3V31H2V29ZM127 28V29H126ZM135 28V29H134ZM169 28V29H168ZM185 28V29H184ZM241 28V30L242 31H244L245 30V26H242V27H240ZM243 28V29H242ZM129 29V30H128ZM164 29H165V32H164ZM214 31H213V30ZM230 29V30H229ZM235 29V30H234ZM182 30V31H181ZM185 30V31H184ZM187 30H189L190 32H188ZM232 30H234V31H232ZM28 32V30H24V32ZM174 31V32H173ZM179 31V32H178ZM187 31V32H186ZM199 33H198V32ZM10 32H12V33H10ZM126 32V33H125ZM164 32V33H163ZM170 32H172V33H170ZM177 32H178V34H177ZM187 34H185V33ZM201 32V33H200ZM9 34V35H8ZM14 35V36H13ZM154 35V36H153ZM164 35V36H163ZM169 36V37H167V36ZM200 37H199V36ZM239 35V36H238ZM254 35H256V34H254ZM254 35H252L255 39L256 38H258V36H254ZM120 36V35H119ZM117 37L116 38V42H121L122 41V37ZM181 36V37H180ZM184 36V37H183ZM188 36V37H187ZM219 36V37H218ZM231 36H232V38H231ZM13 37V38H12ZM178 37V38H177ZM183 37V38H182ZM187 37V38H186ZM193 39H191V38ZM151 38V39H150ZM153 38V39H152ZM190 38V39H189ZM141 39H143V40H141ZM147 39H150V40H147ZM179 39V40H178ZM181 39V40H180ZM187 39V40H186ZM221 39L224 41H222V42H220L221 41ZM138 40V41H137ZM141 40V41H140ZM154 40V41H153ZM175 40V41H174ZM199 40V41H198ZM205 40V41H204ZM216 40V41H215ZM242 40V39H241ZM260 40V39H259ZM13 41L15 42V44H17V47H18V45H20V43H18V41L16 40V38H15V40L13 39ZM182 43H180V42ZM252 41H254V42H258V46H259V49H257V48H252V47H250L249 46V44H248V46L250 47V51H251V56L253 57V58H255L256 59V66L257 67H261V68H263L264 69V54H263V51H264V49L263 48H260L261 47V44L260 43H262V42H264V40H260V42L258 41V40H254V39H252ZM23 42L25 43V45L27 44L26 43V40H23ZM145 42V43H144ZM150 42V43H149ZM159 42V43H158ZM228 42V43H227ZM158 43V44H157ZM196 43V44H195ZM200 43V44H199ZM203 43H204V45H203ZM210 43V44H209ZM220 43V44H219ZM154 44V45H153ZM219 44V45H218ZM260 44V45H259ZM162 45V46H161ZM20 46H22V45H20ZM27 46H30V45H28L27 44ZM175 46V47H174ZM41 46L39 45V50L37 51L36 50V48H33L32 46L31 47H26V48H24L23 46H22V48L23 49H20L19 48V52L21 53V55H23L25 58H27V59H29V60H32V61H35V62H37V60H39V61H41V62H43V65H48V66H51L50 68H49V73H50V75L52 76V78H51V76H49V75H46V76H44L40 71H39V75L40 76H44L43 77V83H42V85L45 87V88H47L46 90V93L45 94H47L46 96L49 98H52L53 96L51 95L52 94V90L54 89V88H60L61 90H68L67 92H70V95L69 96H66L65 98H62V100L60 101V100H58V103H57V101H54V99L52 98V99H48L47 98V101H50V105L49 106H51V105H53L54 104V108L56 109V111L57 112H59L58 114L59 115H62V113H61V110H62V108H64L65 110H66V112L69 110V112L70 113H72L71 115H75L74 117H75V119L73 118V116H72V119H71V115H70V113H69V117H68V119H69V121L64 125V126H66L67 125V129H70L71 131H75L76 130V132L77 133H79V134H77L78 135V141H77V139L75 138V137H73L72 138V144H70V146L67 148V152H68V154H69V160L71 159V161H67V162H65L64 164H54V166H51V165H49V168H47V170H45L42 174H40V177L42 176H44L45 174H47V173H49V177H48V179H50V180H48L47 178H42L43 180L41 181V179H39V182L41 181L42 182V184H44V186L46 185H48L46 188H52L53 186H51V182H53V181H56V180H59V188H55V190H53V191H51V190H49V192H50V194H49V196H48V199H46L45 197H44V201H42V204L40 205V206H43V205H53V206H56V196L58 195V193L54 196V197H52V195H51V193H56V192H58V191H60L61 192V190H59V189H64V193L67 195V197L69 198V203L68 204H70V202H71V199H72V203L70 204V207H73V206H76V207H78V208H80L81 206H82V204H83V202H87V201H94V199L96 198V193H97V189L98 188H101L102 189V192L101 193H103V198H102V200L104 201V200H106V199H108V198H106V197H109V196H116L117 194V192H116V185L118 184V185H120L119 184V182L120 183H123L126 179L128 180V177L130 178V176L132 177V179L135 177V176H133V175H136V174H134L135 173V171L136 170H134V173L132 174V175H126V171H124L123 172V175L124 176H122V174H120L119 176H120V178H119V180H113V179H111V177H110V175H109V169L111 168V174L113 175V177H115L116 179H118V177L119 176H114V174H116L117 173V171H114V166L113 165H111V166H109L108 164H105V167H104V162H102L101 160H98V158L96 157V156H98V154L101 152V151H106L105 150V148H103L102 149V147L101 146H99L98 147V145L97 144H95V141L97 142V141H100V140H103V142H101V144H102V146H104V147H106L107 149H109L110 151H114V149H112V147L114 146V143H113V141H115V142H118L119 143V137L121 136H123V134H125L124 132H119L118 133V136H117V139H115V140H113L112 138L111 139H109V137H108V135H107V137L106 136H103L102 135V131L100 132V130H99V127H101V125H102V127H104L103 126V124H97L96 123V121H98V122H101V121H106V120H104L105 119V113H106V110L105 111H103L102 110V108H101V105H102V103H100L101 101V99L96 95V94H92V91L94 90V88L92 89V87L93 86H95L96 87V85H98L101 81H102V79H101V77H99L98 78V76L97 77H95V75H92L93 73H91L92 71H89L88 69H90V68H88L87 69V67H79L80 68V70H77L78 68L77 67H72V66H70V67H68V69L67 68H63V67H61V66H59L58 68H54V64L53 63H51L50 62V60L49 59H52V58H49V57H51L52 55H51V52L49 53V51H47V53H46V56L48 55L49 56V54L51 55V56H49V57H46L45 56V50L43 49L44 47H42V48H40ZM198 47H200L201 48V50H199L200 48H198ZM219 49H218V48ZM231 47V48H230ZM178 48L180 49H182L181 50V52H183L182 53V55L184 54L186 57H187V60H186V64H187V62L190 64H192V66H191V68H193V67H195V63L193 62V61H198V65L195 67V69L196 68H198V70H197V74H199V75H201L200 76V78H198L199 76H197V78L199 79V85L197 84L198 82H193L192 80H194V79H191L188 75H186L185 77H182L181 76V64L179 63V61H178V56H179V54H178V56H177V52L179 51L178 50ZM204 49H206V51L204 50ZM253 49V50H252ZM256 49V50H255ZM261 49V50H260ZM118 50V51H119ZM196 50V51H195ZM28 51V52H27ZM44 52V55H43V52ZM117 51V52H118ZM134 51H136V54H135V56L134 57H130V55L134 52ZM191 51H193V52H191ZM200 51V52H199ZM210 51V52H209ZM249 51V52H250ZM256 51H258V52H256ZM152 52V53H151ZM167 52V53H166ZM172 52V53H171ZM215 52H217V53H215ZM220 54H219V53ZM230 52V53H229ZM234 52V51H233ZM232 52V53H233ZM38 53H39V55H38ZM41 53H42V55H41ZM110 53V52H109ZM108 53V55L107 56H105V59H106V57L108 58V56H109V58H114V54L112 53H110L109 54ZM164 53V54H163ZM200 54V56H199V54ZM227 53H229V54H227ZM260 53V54H259ZM120 54V55H119ZM151 54V55H150ZM168 54V55H167ZM171 54H173L174 55V58H175V60L173 61V62H171V64L169 65L168 64V62L170 61V60H172L173 59V56L171 55ZM190 54V55H189ZM194 54V55H193ZM203 54V55H202ZM207 56H205V55ZM263 54V55H262ZM111 55H113V57L111 56ZM165 55V56H164ZM183 55V57H185ZM228 55V56H227ZM43 56H45V57H43ZM199 57V59L197 58V59H195L194 57ZM203 56V57H202ZM219 56V57H218ZM226 56V57H225ZM231 56V55H230ZM229 56V57H230ZM39 57V58H38ZM115 57V58H116ZM120 57V58H119ZM126 58V60H125V58ZM165 57V58H164ZM263 57V58H262ZM108 58V59H109ZM170 58V59H169ZM189 58V59H188ZM204 58V59H203ZM206 58V59H205ZM224 58H226V59H224ZM45 59V60H44ZM46 59H48L49 60V62L46 60ZM121 61H120V60ZM203 59V60H202ZM260 59V60H259ZM124 60V61H123ZM185 60V59H184ZM202 60V61H201ZM219 60V61H218ZM115 61V62H116ZM209 61L210 62H213V63H215V62H217V63H215V67H212L213 66V63H209ZM215 61V62H214ZM120 62L122 63V64H120ZM206 62H208L209 64H212V65H209V67H211L212 69L210 70V68L209 67H206V65H207V63ZM50 63H51V65H50ZM125 63V64H124ZM161 63H163V64H161ZM205 63V64H204ZM218 63H219V65H218ZM227 63V64H226ZM38 64V63H37ZM118 64H116L117 66H118ZM39 65V64H38ZM176 65V66H175ZM202 65V66H201ZM110 67H109V69L111 68V65H109ZM113 66V65H112ZM200 66V67H199ZM216 66H217V70H215L216 69ZM225 66V67H224ZM232 66V67H231ZM53 67V68H52ZM142 67V68H141ZM235 67V68H234ZM73 68V70H70V69H72ZM145 68V69H144ZM171 68V69H170ZM201 68H202V70H201ZM215 68V69H214ZM224 68V69H223ZM64 69V70H63ZM86 71H85V70ZM151 69V70H150ZM165 69H168V70H165ZM69 70V71H68ZM91 70V69H90ZM111 70V69H110ZM212 70H215V72H217V74H218V72H219V74H224V72H225V74H228L229 72V75H232V77H234V81H235V87L237 86L238 87V85H240L241 83H246L247 84V82H249V80H250V78H246L245 79V76L247 75V77H248V75L251 77L252 76V78L253 79H256L257 80V83H255V84H253V85H250L249 83H248V85L250 86L248 89L249 90H252L253 92H254V100L253 101H251V105H252V107H250V108H244V107H241V102H245L246 100H245V98L243 97V95H241L240 93H238L237 92V89L238 88H236L235 90V99L237 100V105L235 104L234 106H224V105H220L219 103H216V102H214L213 100H214V98H215V95L213 94V96H212V93H215L216 94V89H215V87H216V82L214 83V86H213V81H216L218 78L216 77V75L214 76L212 73H215L214 71H212ZM225 70V71H224ZM238 72H237V71ZM74 71H75V73H74ZM83 71H85V72H83ZM155 71L158 73H156L155 74ZM163 71V72H162ZM165 71V72H164ZM171 71V72H170ZM69 72V73H68ZM151 72V73H150ZM178 72V73H177ZM222 72V73H221ZM243 74V75H245V76H243L241 73ZM89 73H91L90 75H88ZM173 73H175V74H173ZM240 73V74H239ZM249 73H251V74H249ZM218 74V75H219ZM76 75V76H75ZM80 75V76H79ZM91 75L92 76H94V77H91ZM157 75V76H156ZM174 75H177V77L176 76H174ZM180 75V76H179ZM209 75V76H208ZM236 75V76H235ZM241 75V76H240ZM50 78H49V77ZM74 76V77H73ZM87 76V77H86ZM166 76H167V78H166ZM179 76V77H178ZM188 76V77H187ZM214 76V77H213ZM64 77V78H63ZM90 77H91V79L92 80H90ZM115 77V76H114ZM126 77H130V75L128 74ZM174 77V78H173ZM159 78H162L163 80H167L168 82H166V84H165V86H162L163 84H158V80H159ZM217 78V79H216ZM88 79H89V81H88ZM95 79H98V80H95ZM183 79H185L184 81H183ZM190 80V82L192 81V83H189V80ZM197 79V80H198ZM213 81H212V80ZM215 79V80H214ZM252 79V80H253ZM81 82H80V81ZM173 80V81H172ZM187 80V81H186ZM42 81H39V82H42ZM95 81V82H94ZM99 82L98 84L96 83V82ZM154 81V82H153ZM156 81V82H155ZM200 81H202V82H204V83H200ZM45 82V83H44ZM83 82H84V84H83ZM88 82V83H87ZM118 82V81H117ZM169 82H171V83H169ZM76 83V84H75ZM152 83H153V85H152ZM169 84V86H168V84ZM172 83H174V84H172ZM185 83V84H184ZM51 84V85H50ZM81 84V85H80ZM86 84H89V85H86ZM122 84V83H121ZM119 85V87L121 88V90L123 91V85ZM177 84H179V86H177ZM190 84H191V86H190ZM206 84H209V86L208 85H206ZM211 84H212V86H211ZM156 85V86H155ZM160 87H159V86ZM189 85V86H188ZM196 85V87H194ZM198 85V86H197ZM80 86V87H79ZM148 86V87H149ZM154 86H155V88H154ZM158 86V87H157ZM167 86L169 87V89L168 90H166V88H167ZM181 86V87H180ZM183 86H184V88H183ZM204 86H206V88H207V86H208V90H209V92H205V91H208L207 89L205 90V87ZM243 86H246V85H243ZM87 87H88V89H87ZM139 87H143L142 85H139L138 86V89H139ZM162 87V88H161ZM176 87H178L177 89L179 90H177L176 89ZM179 87L180 88H183V89H179ZM189 87V89H187ZM204 87V88H203ZM254 87V88H253ZM89 88H91L90 90H89ZM161 88V89H160ZM171 88V89H170ZM172 88H174L173 89V91L172 92H170L169 90H172ZM185 88L187 89V90H185ZM197 88V89H196ZM200 88V89H199ZM215 89V91H214V89ZM213 89V90H212ZM255 89V90H254ZM81 90H83V91H81ZM86 90H88L89 91V95H90V97H88L87 95L88 94H86ZM183 90V91H182ZM193 90H194V92H197V94H195L196 95V97H195V95H194V93H192L193 92ZM198 90V91H197ZM77 91V92H76ZM166 91H169V92H166ZM174 91H176V92H174ZM180 91H181V93H180ZM184 91L186 92L187 91V94L189 95V97H187L188 95H186V93H184ZM189 91V92H188ZM211 91V92H210ZM49 93V94H48ZM80 94V95H78V94ZM94 93V92H93ZM150 92H149V94H151ZM163 93H165V94H163ZM168 93V94H167ZM170 93H172L173 94V96L170 94ZM176 95H175V94ZM200 93V94H199ZM209 93V94H208ZM66 94H68V93H66ZM170 94V95H169ZM240 94V95H239ZM92 95H93V97H92ZM166 95H169L171 98H169V96H167L166 97ZM175 95V96H174ZM193 95H194V97H193ZM202 96V97H200V96ZM206 95H208V96H206ZM211 95V96H210ZM52 96V97H51ZM81 96V97H80ZM199 96V97H198ZM71 97V98H70ZM175 98V100H174V98ZM181 97V98H180ZM198 97V98H197ZM209 97V98H208ZM212 97H214V98H212ZM92 100H91V99ZM98 98V99H97ZM176 98H180V99H177L176 100ZM185 98V99H184ZM192 98V99H191ZM194 98V99H193ZM233 98V99H234ZM72 99H75V100H72ZM170 101H169V100ZM183 99V100H182ZM52 100V101H51ZM77 100V101H76ZM194 100H196V101H194ZM199 100H200V103H199ZM80 101V102H79ZM90 101V102H89ZM100 101V102H99ZM194 101V102H193ZM211 101V102H210ZM214 103H213V102ZM263 101V102H262ZM55 102V103H54ZM72 102V103H71ZM185 102H186V105L185 106H183L184 104H185ZM195 102H198V104L199 105H194V104H197V103H195ZM75 103V104H74ZM96 103V104H95ZM192 103H194V104H192ZM216 103V104H215ZM56 104V105H55ZM64 104V105H63ZM90 104V105H89ZM183 106H181V105ZM188 104H190V105H188ZM59 105V106H58ZM69 108H67L66 106ZM74 105V106H73ZM76 105V106H75ZM79 105V106H78ZM176 105H180V111H179V109H177V108H179L178 106L176 107ZM193 105V106H192ZM214 105V106H213ZM71 106V107H70ZM84 106V107H83ZM175 108H174V107ZM187 106H189V107H191V108H189V107H187ZM223 106H224V108H223ZM255 106V107H254ZM262 106V107H261ZM66 107V108H65ZM76 107H78V108H76ZM186 108V110L184 111H182V108L183 109H185ZM192 107H193V109H192ZM195 107H196V111H195ZM198 107V108H197ZM217 107H219V108H217ZM72 110H71V109ZM96 108V109H95ZM199 108H201L200 110H201V112H202V114H201V112H200V110H199ZM214 108V109H213ZM175 109V110H174ZM187 109L189 110L188 111V113H187ZM194 110L195 112H193L194 114H192L191 113V111L190 110ZM230 109V110H229ZM36 110V109H35ZM33 111V113H32V115L35 117V120L37 119V115H38V112H36V111ZM82 110V111H81ZM198 110V111H197ZM213 110V111H212ZM224 110V111H223ZM226 110V111H225ZM38 111V110H37ZM72 111V112H71ZM174 111H176V113L174 112ZM178 111H179V113H184L185 112V114L186 115H183V114H179L178 113ZM216 111V112H215ZM221 111V112H220ZM79 112V113H78ZM129 112H132V110L131 109H129ZM199 112H200V114H199ZM206 112V113H205ZM211 112V113H210ZM215 114H214V113ZM22 113H24V112H22ZM22 113H19V115H18V118H22L23 117V114ZM36 113V114H35ZM75 113V114H74ZM83 113V114H82ZM175 113V114H174ZM217 113V114H216ZM79 114V115H78ZM187 114H188V116H187ZM212 114H213V117H214V115H215V117L217 116V118H215V121H214V119H213V117H212ZM228 114V115H227ZM58 115V116H59ZM100 115V116H99ZM191 115V116H190ZM195 115V116H194ZM200 115H202V116H200ZM210 115V116H209ZM254 115V116H253ZM80 116V117H79ZM84 116H85V118H84ZM171 116L173 117V119L171 118ZM182 116L185 120L183 121L182 120V117L180 118V117ZM185 116V117H184ZM194 116V117H193ZM205 116V117H204ZM59 117H61V116H59ZM76 117L78 118V119H76ZM82 117V118H81ZM88 117V118H87ZM219 117V118H218ZM179 118V119H178ZM188 118V119H187ZM205 118H207V120H205ZM33 119V118H32ZM74 119V120H73ZM84 119V120H83ZM87 119H89V120H87ZM211 119V120H210ZM230 119V118H229ZM254 119V120H253ZM29 120H31V119H29ZM80 120H81V124L83 123V122H85L86 120V122H88V123H91L92 125V127L95 129V136L94 137H91V138H89V139H87L86 141H85V139L81 136V134H80V132H79V126L81 125V124H79L78 125V123H80ZM83 120V121H82ZM194 120V121H195ZM133 122H135V120H133ZM167 122V121H166ZM175 122H178V123H180V124H178V123H176V124H174ZM185 122V123H184ZM210 122V123H209ZM243 122H245L246 123V131H244L245 130V125L243 124ZM27 123V122H26ZM26 123H24V124H20L21 126H19V127H23L24 125H26ZM37 123V121L36 122H33V124H36ZM184 123V124H183ZM137 124V123H136ZM74 125V126H73ZM183 125V126H182ZM76 126H78V127H76ZM208 126V125H207ZM215 126H217V127H221L220 129H218L217 127H215ZM168 127H170V125H168L167 126V129H166V127H163V128H160V129H154V128H148V130H146V132H149V134L150 135H152V134H154L153 136H155V138L154 139H157V140H159V139H162L163 140V142L161 143V142H158V147H160V149H163V148H165L166 147V145H167V143H169V146L167 147V148H170V146H171V148H174V149H179L180 150V148L182 147V149L181 150H183V147H185L187 144H188V142L190 143V138L188 137V136H190L189 135V133L188 134H186L187 132H184V134H183V132H180V133H177L176 131H175V134H174V130L172 129V130H169V128ZM232 127V128H231ZM74 128V129H73ZM112 128L113 127H108L107 129L109 130V132L111 133V132H113V130H112ZM170 128H172V127H170ZM179 128V127H178ZM217 128V129H216ZM225 128H223L224 129V131H226L225 130ZM230 128V129H229ZM0 173L1 174H4L5 176H6V184L4 185L3 183V186H1L0 187V201H1V203L3 202H5L4 204H6L5 205V210H3V209H0V211L2 212H4V214H3V212L2 213H0V217H2L1 218V224L2 223H4L5 222V220H4V218L6 219V218H9L8 216L11 214V213H13V211H14V204H15V202H14V199L16 198V193L18 192L17 191V189L18 188H23L24 187V189H27V187L28 186H30V184L32 185L33 184V181H34V177L33 178H31V182H29V180L28 181H25V182H23V184H22V182H19L18 180H16L15 179V171H17V169L19 170V171H22V169H24L25 168V166L23 165V164H25L24 163V159H21V155L20 154H22V143H23V141H27L28 142V139H29V145L31 144V146H33L34 145V142H33V136H34V134L32 133V132H30V133H32V134H26L25 136L24 135H18L19 133H17V130H9L8 131V129H6L7 131H8V134H11L10 135V137L9 138H6V136L8 137L9 135H4V133L5 132H7L5 129H4V132L2 131V127H0ZM161 129H163V130H161ZM217 131H216V130ZM241 129V130H240ZM78 130V131H77ZM83 130V129H82ZM81 130V131H82ZM218 130H222L220 133L218 132ZM10 131H12V133H10ZM151 131V132H150ZM171 131V132H170ZM173 131V132H172ZM240 131V132H239ZM252 131V132H251ZM13 132H14V134H13ZM218 132V133H217ZM107 133H108V131H107ZM152 133V134H151ZM182 133V134H181ZM3 134V135H2ZM109 134V133H108ZM157 134V135H156ZM168 134V135H167ZM174 134V135H173ZM180 134V136L181 137H179L178 135ZM18 136L19 138L21 137V136H23V137H21L22 139H24L23 141H22V139L20 140L18 137H16V138H14V136ZM81 137H80V136ZM110 135V134H109ZM165 135V136H164ZM182 135H183V137H182ZM187 135V136H186ZM255 135V136H254ZM74 136V135H73ZM111 136V135H110ZM174 136V137H173ZM176 136L177 137H179V138H176ZM186 136V137H185ZM245 136V137H244ZM45 137V135L43 136V138ZM252 137V138H251ZM32 140H31V139ZM172 138H174V139H172ZM182 138V139H181ZM252 140H251V139ZM253 138H254V140H253ZM19 139V140H18ZM83 141H82V140ZM95 139V140H94ZM187 139V140H186ZM241 139V140H240ZM16 140H18V141H16ZM172 140V141H171ZM22 141V142H21ZM46 141V140H45ZM76 141V142H75ZM165 141H167V142H165ZM170 141V142H169ZM173 141H174V143H173ZM183 141V142H182ZM78 142H80V144H83V145H79V143ZM84 142V143H83ZM88 142L89 143V145H88V143L86 144V143ZM156 142V143H157ZM233 142V143H232ZM260 142V141H259ZM92 143V144H91ZM183 143V144H182ZM255 143V144H254ZM14 144V145H13ZM93 144L95 145V147H94V149L92 150V146H93ZM178 144H180V145H178ZM72 145V146H71ZM92 145V146H91ZM120 145V144H119ZM183 145V146H182ZM24 146V145H23ZM88 146H90L91 147V149H88L89 151H91V153L93 152V155H95V157L93 158V157H91L92 158V165H88L87 167H86V172H88L89 174H88V176H92L91 178H96V183H94V185L92 186V187H90V185H89V183H88V179L87 180H85V178L86 177H83L84 176V174L86 175V172H82V171H84L81 167H79V166H76V161H77V158H78V156L79 155H81V152H80V150L81 151H83V149L85 148H87ZM173 146V147H172ZM190 146H191V144H190ZM20 147V148H19ZM30 147V146H29ZM79 147V148H78ZM115 147V146H114ZM179 147V148H178ZM73 148V149H72ZM120 148H122L121 146H120ZM196 149V151H195V149ZM198 147H193V148H191L190 150H189V154H191L192 156H196L195 158H197L198 160H204V165L202 166V169L199 171V176L197 175L195 178L196 179H194V183H195V187H199V188H201L202 187V189L204 190L205 188L206 189H208V184H207V181L210 183L209 185H210V187H214L215 186V182H214V184L213 183H211L212 181H211V179H209V177H208V172L210 171L209 169H213L212 167H214V165L216 164L217 165V162H213V164H212V162H208V160H206V159H204L203 158V156L199 153V150L197 149ZM260 148V149H259ZM17 149V150H16ZM99 149L101 150V151H99ZM115 149L117 150V148L115 147ZM7 150V151H6ZM70 150V151H69ZM73 150H75V151H73ZM77 150V151H76ZM87 150V149H86ZM164 150V149H163ZM260 150V151H259ZM51 152H53V149H51L50 150ZM127 150L125 149V148H123V150H121L120 152H126ZM187 151V150H186ZM5 152V153H4ZM77 152L79 153V155L77 154ZM70 153H71V155H70ZM108 154H109V152H107ZM33 153H31V154H29V156L27 157V161H28V158L29 157H34L35 155H32ZM77 154V155H76ZM199 154V155H198ZM113 156H118V157H120L119 155H118V152L117 151H114V153H112V157ZM11 157V158H10ZM125 157H127V156H125ZM97 158V159H96ZM241 158V159H240ZM94 159H96V160H94ZM151 159V160H150ZM240 159V160H239ZM249 159V160H248ZM17 160V161H16ZM94 160V161H93ZM148 160V161H147ZM149 160H150V163H148L149 165H147L148 167H150L149 169H150V171H153V173L152 174H155V173H157L158 174V176H161V179H162V181H163V183L162 182H160V184L163 186V188L162 189H154V193L156 194H153V199L154 200H156V203L158 202V203H160V204H162V208H160L159 209V211H157L158 213H157V216L155 217V215H152V217L150 218V219H148V220H146V222L148 223V224H146V225H154V223H155V226H157V229H155V232H154V240L156 241V240H161L162 239V237H163V239H162V247L164 246V247H168L167 248V251L165 252L167 255H168V257L170 258V256L171 255H173V253H174V251H172V249L173 250H175V252L177 253L176 254V256H171V257H174V259H175V263L174 264H187L188 262V259L189 258H187V257H184L183 255H182V252L181 253H179L180 251H178L177 249L183 244V243H185L187 240H186V238H184L183 236H185V229L186 228H188L189 230H190V225H192L193 223L195 224L196 223V221H197V223L198 224H201V222H204L205 220H207V219H213V224H215V226H219L221 223H223L224 222V224H221V225H226V226H222V227H220L219 228V230H222L223 231V233L222 234H225L224 232H226V233H228V231H230V230H232V231H235L236 229L238 230V229H240V233H239V235L237 236L236 234L237 233H233L232 232V235H231V237L227 240V239H223V240H221V241H219V242H217V243H215V246H216V248H217V250H219V252H221V257H223L224 258V262L225 263H228V264H231V261L233 260V258H234V255H235V253H231V254H227V252L225 251L227 248H229V249H233V248H235V246L237 245V243H240L241 244V247L239 248V249H242V252H243V250H246V248L248 247V246H250L253 242H255V241H259L258 239H256V238H258L259 236L261 237V235L264 233V210H263V208L262 209H260V210H258V211H256V213L255 214H253V215H251V217H253V218H251V217H240V219L238 220V221H240L239 223H238V221H234V220H232L230 217H228L227 218V215H225V214H228L230 211H232V210H234L235 208H237L238 206H240V205H244L245 204V202H246V200H247V198H249V197H251V194L252 195H257L259 192H261V191H263L264 189V187H263V185H264V177H261V178H259V180H258V182L257 183H255V184H253V185H248V186H243V187H241V188H239V189H236V190H234L230 195H229V197L228 198H224V199H222L223 198V196H216L217 198L215 199L216 201H214L213 203V205L211 206V207H209V208H206V209H200V208H193V202L196 200V198L197 199H199V197H197V196H200V194H198L197 196L195 195V197H193L194 196V194H192V193H194V192H196V190H197V188H194V189H196V190H194V189H192L191 190V192L189 191L191 188H189L188 186H185L183 183H184V181L182 180H180V179H178L174 174H173V172H172V170H171V168L169 169V167H170V165L168 164V162H167V160L166 159H163V158H161V157H157V158H149V159H146V160H144L143 158H138L137 160L134 158V159H132V164L135 166L136 165V167H135V169H137V167H138V164H141V165H144L145 166V162H149ZM238 160V161H237ZM7 161V162H6ZM11 161V162H10ZM13 162V163H12ZM19 162V163H18ZM69 162H71V163H69ZM100 162V163H99ZM124 162V161H123ZM17 163V164H16ZM67 163V164H66ZM138 163V164H137ZM143 163H145V164H143ZM4 164H7V166H6V168H5V166H4ZM15 164V165H14ZM23 165V167H21L22 165ZM67 167H66V166ZM70 165H72V166H70ZM75 165V166H74ZM103 165V166H102ZM107 165V166H106ZM141 165H139V166H141ZM230 165V164H229ZM18 166V167H17ZM56 166V167H55ZM109 166V167H108ZM55 167V168H54ZM77 167H78V169H79V171H78V169H77ZM108 167V168H107ZM69 168V169H68ZM72 168H73V171H72ZM98 168H100V169H98ZM106 168V169H105ZM139 168V167H138ZM66 169H68L71 173H74V174H77V175H79V177H80V180H77V179H67V180H63V178L61 177V176H59L58 174L57 175H53V174H56V173H64V172H67L68 170H66ZM167 169V170H166ZM103 170H106V173H107V175H106V173L105 174H103L102 172H103ZM124 170H125V167H124ZM169 170V171H168ZM170 170H171V172H170ZM162 171V172H161ZM69 172V173H70ZM81 172V173H80ZM68 172H67V174H69ZM103 174V176H105V178H103L102 177V174ZM50 174L52 175V176H50ZM98 174L100 175L101 174V177L100 176H98ZM170 174V175H169ZM206 174H207V176H206ZM215 173H213L212 175H214ZM95 175H96V177H95ZM9 177V179H8V177ZM54 176V177H53ZM67 176V175H66ZM65 176V177H66ZM128 176V177H127ZM51 177H53V178H51ZM59 177V178H58ZM60 177H61V179H60ZM203 177V178H202ZM57 178V179H56ZM67 178V177H66ZM65 178V179H66ZM82 178H84V179H82ZM98 178V179H97ZM100 178V179H99ZM104 179V180H103ZM124 181H123V180ZM132 179L130 178V180L132 181ZM209 179V180H208ZM52 180V181H51ZM107 180V181H106ZM110 180V181H109ZM130 180H128V182L130 181ZM134 180V179H133ZM13 181V182H12ZM20 181H23V180H20ZM86 181V183H82V182H85ZM109 181V182H108ZM112 181V183L113 184H110V182ZM119 181V182H118ZM262 181V182H261ZM134 183L136 182V180H134L133 181ZM30 183V184H29ZM79 183V184H78ZM129 184L128 185V187L125 185V187H127L128 188V192L125 194V196H131V198H135V199H133V203H136V200H138L137 201V203H139V206L141 205V204H144L143 203V201L145 200V198H144V194L142 193V190H138L139 189V184ZM202 183V184H201ZM240 183H242V182H240ZM239 183V184H240ZM244 183V182H243ZM20 184H22V185H20ZM78 184V185H77ZM84 184V185H83ZM62 185L64 186V187H62ZM84 186V189L83 190H77L76 188L77 187H80L81 188V186ZM115 185V186H114ZM131 185H134V187H132ZM241 185V184H240ZM16 186H21V187H17L16 188ZM43 186V187H44ZM112 186H113V188H112ZM165 186V187H164ZM222 186H223V184H222ZM4 187H5V189H4ZM76 187V188H75ZM261 187V188H260ZM91 188V189H90ZM94 188V189H93ZM133 188V189H132ZM250 188V189H249ZM149 189V188H148ZM147 189V190H148ZM201 189V190H202ZM248 189L250 190V191H248ZM7 190H8V192H7ZM12 190H15V191H12ZM86 190H88V193H87V195H85L84 197H87L86 199H84V197H83V195H84V192L86 191ZM147 190H146V192H147ZM246 190V191H245ZM3 191V192H2ZM20 191L21 192H23L24 190L22 189H20ZM104 191V192H103ZM149 191V190H148ZM248 191V192H247ZM25 192V191H24ZM28 194H31V195H33L32 193H30V191H26ZM96 192V193H95ZM113 192H115V193H113ZM5 193V194H4ZM113 193V194H112ZM191 195H190V194ZM242 193V194H241ZM243 193H245V195H243ZM254 193V194H253ZM9 194H11V195H9ZM21 194V193H20ZM23 194V193H22ZM43 194V193H42ZM27 195V194H26ZM74 195V196H73ZM234 195V196H233ZM239 195H241V197H239ZM243 195V196H242ZM4 196V197H3ZM75 196H80L81 198H83L84 200H82L81 199V202L79 203H77V201L76 202H74L73 201V199H74V197ZM118 196V198H123V196H121L120 194H118L117 195ZM3 197V199L4 200H1V198ZM6 197V198H5ZM92 197V198H91ZM8 198V199H7ZM94 198V199H93ZM143 198V199H142ZM194 198V199H193ZM244 198V199H243ZM246 198V199H245ZM222 199V200H221ZM235 200V199H238V200H235V201H233V200ZM6 200H8V201H6ZM125 200V199H124ZM241 200H243V201H241ZM245 200V201H244ZM52 201V202H51ZM116 201H117V198H116ZM238 201H240V203H237ZM10 202V203H9ZM105 202V203H104ZM104 202H101V203H103L104 205H105V207H106V209L104 208V205H101L102 206V208H104L105 210H103V211H108L109 210V212H111L109 215V217H108V221H110V222H112V225L113 224H115V225H118V226H120L121 224H122V226H123V224L125 223L124 221H121L120 220V210L121 209H124V208H126V209H128L129 210V207H130V205L132 204V203H120V202H118L117 201V203H112L111 204V202L109 201V202H107V201H104ZM163 202V203H162ZM169 202V203H168ZM184 202V203H183ZM231 202V203H230ZM235 202V203H234ZM241 202H242V204H241ZM243 202H244V204H243ZM0 203V204H1ZM75 203H77V204H75ZM230 203V204H229ZM80 204H81V206H80ZM165 204V205H164ZM234 204V205H233ZM164 206V207H163ZM221 206V207H220ZM229 206V207H228ZM233 206V207H232ZM166 207V208H165ZM226 207H228V208H226ZM17 207H15V209H16ZM167 208H170L171 209V213L170 212H166V211H164V210H166ZM222 208H225V209H222ZM18 209V208H17ZM219 209V210H218ZM225 210V211H224ZM263 210V211H262ZM165 212V213H164ZM261 212V213H260ZM167 213H170L169 215H166ZM220 213V214H219ZM225 213V214H224ZM9 214V215H8ZM165 214V215H164ZM201 214V215H200ZM214 214H215V216H214ZM217 214V215H216ZM219 214V215H218ZM261 214H263V215H261ZM8 215V216H7ZM138 215H140V213H138ZM160 217H159V216ZM170 215H172V216H170ZM203 215V216H202ZM259 215V216H258ZM262 216V218H261V216ZM169 216V217H168ZM236 216V215H235ZM23 219L25 220L26 218H27V216L25 215L24 216V214H23ZM26 217V218H25ZM204 217V219H202ZM207 217V219H205ZM212 217V218H211ZM214 217H215V219H214ZM217 217V218H216ZM257 217V218H256ZM196 218V219H195ZM200 218V219H199ZM237 218H239V217H237ZM254 218H255V220H254ZM172 219V220H171ZM178 219V220H177ZM194 219V220H193ZM198 219V220H197ZM203 221H202V220ZM20 220V222L19 223H17V225L16 226H12L11 228L14 230V232L16 233V235L18 236V234H19V237H18V239H17V242H16V245L17 244H19V245H23L24 244V241H27V240H29L30 239V236L32 235V233L31 232H33L34 233V231H32V230H34L33 228V226H32V224L26 219L25 220V222H26V224H24L25 222H24V220H22V219H19ZM21 220H22V222H21ZM118 220V221H117ZM167 220V221H166ZM199 220H201V221H199ZM247 220V221H246ZM253 220V221H252ZM7 221H8V219H7ZM29 222V224H27L28 222ZM117 221V222H116ZM155 221V222H154ZM171 223V224H169V222ZM220 221H222V222H220ZM230 221V222H229ZM231 221H234V222H231ZM252 221V222H251ZM260 221H262V226H261V228L260 229H258L257 230V232H255V231H253L252 230V228H254V226H257V224L260 222ZM177 222V223H176ZM216 222H217V225H216ZM220 222V224H218ZM248 222V223H247ZM250 222V223H249ZM229 224V226H227L228 224ZM242 223H244V224H242ZM21 224H23V225H21ZM79 224V223H78ZM78 224H77V226H78ZM198 224H195V225H198ZM234 224H235V226H234ZM248 224L250 225V227L248 226ZM27 225V226H26ZM171 225V226H170ZM182 225H184L183 227H182V229L180 230V231H178V229L177 228H180L179 226H182ZM238 225V226H237ZM251 225H252V227H251ZM23 226H26L27 228H25V227H23ZM186 226V227H185ZM22 227V228H21ZM28 227L30 228L31 227V231L30 230H28V231H30V233L28 232V231H25V230H27L28 229ZM33 227V228H32ZM128 227H132L131 225L130 226H128ZM216 227V228H217ZM227 227V228H226ZM230 227V228H229ZM240 227V228H239ZM248 227V228H247ZM113 228V227H112ZM111 228V230L109 231V230H105V236H104V238H103V240L101 241H98V242H96L95 240V242L94 241H92L91 242V245L89 246V250H86L83 246H81L80 245V243H78V242H76V241H73V243H72V241L70 242V240L69 241H67V242H60V241H57L56 239H55V236L57 237V236H62L61 234H57V233H53V232H48L47 233V235H46V239H47V242H48V245H47V249L48 250H52V252H53V254H54V256H55V261H53V262H50L49 264H93L94 263V259L92 258V256H91V258H90V255H92L91 253L93 252V250H95V249H97V247H99V246H97V244H100V243H102L103 245L102 246H104V242H107V243H110V240L108 239V237H107V234L110 232V233H112V234H115V232L118 230V229H116L115 227H114V229H112ZM241 228H243L244 230H245V228H247V230L246 231H243ZM19 229V231H17ZM132 230L134 229L133 227L131 228ZM175 229V230H174ZM230 229V230H229ZM20 230H22V231H20ZM173 230V231H172ZM107 231V232H106ZM179 233H178V232ZM260 234H259V233ZM21 233V234H20ZM24 233V234H23ZM73 234H71V232H70V236H69V238L70 237H75L77 234H80L81 233V227L80 228H76L75 230H74V232H72ZM165 233H167L168 234V239H166L165 240ZM181 233V234H180ZM248 233H250V234H248ZM254 233V234H253ZM26 234V236H24ZM28 234H29V236H28ZM31 234V235H30ZM217 234H219L220 235V233H217ZM49 235V236H48ZM69 235V234H68ZM164 235V236H163ZM255 235H257V236H255ZM27 236H28V238L29 239H27ZM24 237H25V240H24ZM165 237V238H164ZM242 237V238H241ZM259 237V238H260ZM41 238V237H40ZM106 238V239H105ZM233 239V240H232ZM245 239V240H244ZM22 240V241H21ZM42 240V239H41ZM243 240V241H242ZM33 241H35V240H33ZM241 241V242H240ZM69 242V243H68ZM76 242V243H75ZM79 242H80V240H79ZM229 242V243H228ZM26 243V242H25ZM170 243V244H169ZM54 245V246H53ZM79 245V246H78ZM166 245H169V246H166ZM173 245H174V247H173ZM224 246V247H223ZM246 246V247H245ZM62 247H63V249H64V254L63 253H61V249H62ZM74 247H76V248H74ZM54 248H55V250H54ZM82 248H84V250L82 249ZM221 248H223V250H221ZM59 249V250H58ZM79 250L80 251V249L82 250V254H77L76 255V253H75V250ZM93 249V250H92ZM144 250V249H143ZM153 250V249H152ZM213 249H210V251L208 252V253H205L204 255H203V259L205 260V262L207 263H209V264H217V263H214V262H212L211 261V259H210V255H211V251H212ZM236 250L237 251H239L238 250V248L236 247ZM27 251H28V256H27V262H28V264H31L30 262H29V254H31L32 252H33V249L30 247V246H27ZM74 251V252H73ZM157 251V249L155 248V252ZM172 251V252H171ZM20 252V251H19ZM59 252V253H58ZM70 252H72V253H70ZM133 252H135V251H131L130 253H133ZM152 252V251H151ZM170 253H171V255H170ZM73 254H75V255H73ZM84 254H85V257H84ZM120 253L119 252H115L114 253V255H119ZM180 254H181V256H180ZM18 255H19V258H20V256H21V258L20 259H22V261H23V255H22V252H20V253H18ZM17 255V256H18ZM131 254H129V256H130ZM162 255V253H158V252H156V254L155 255H153L152 256V259L154 260V264H158L157 262H161V259H160V256ZM179 255V256H178ZM77 256V259H72L73 257H76ZM132 256V255H131ZM156 257V258H155ZM180 257H182V258H180ZM206 257V258H205ZM178 258V260H176ZM180 258V259H179ZM185 258H187L186 260H185ZM186 262V263H182V261L183 260ZM71 260V261H70ZM19 261V260H18ZM18 261H15V262H13V264H18ZM86 261V262H85ZM177 261V262H176ZM104 262H101L100 264H103ZM207 263V264H208Z\"/></svg>","mask_w":264,"mask_h":264}]
</instances>
